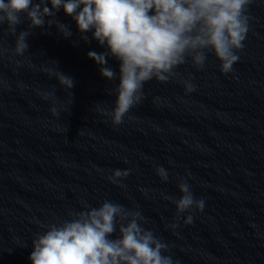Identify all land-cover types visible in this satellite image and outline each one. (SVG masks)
Segmentation results:
<instances>
[{"label":"water","instance_id":"1","mask_svg":"<svg viewBox=\"0 0 264 264\" xmlns=\"http://www.w3.org/2000/svg\"><path fill=\"white\" fill-rule=\"evenodd\" d=\"M247 14L249 31L230 73L210 52L199 71L189 58L168 83L147 82L118 126L96 109L114 108L120 64L107 57L117 78L101 76L87 53L107 49L91 32L84 42L62 8L56 19L69 27L68 38L55 25L30 29L21 14L16 31H30L29 47L15 56L16 36L0 25L7 49L0 55V264H31L43 226L69 219L82 202L104 200L139 211L174 264H264V0H253ZM59 72L71 88L59 83ZM189 78L196 90L185 94L180 81ZM116 169L131 170L124 187L108 179ZM181 179L204 209L182 214L172 229L176 207L164 197H181Z\"/></svg>","mask_w":264,"mask_h":264},{"label":"clouds","instance_id":"2","mask_svg":"<svg viewBox=\"0 0 264 264\" xmlns=\"http://www.w3.org/2000/svg\"><path fill=\"white\" fill-rule=\"evenodd\" d=\"M253 0H0V25L6 24L9 34L16 36L13 54L23 56L29 45L30 31L17 34L22 22L21 14L30 21L29 28L55 25L68 38L69 27L56 19L62 8L75 21L81 39L90 42L87 33L107 51H89L87 56L100 66V74L115 80L116 72L106 66L107 57L119 61V84L113 89L116 95L111 111L97 108L103 116H110L113 126L123 123L125 115L144 98V85L155 79L168 83L178 77L175 71L190 58L196 70H202L207 54H214L220 71L228 74L238 61L236 54L244 47L249 31L248 7ZM50 3L51 7L48 6ZM46 17L50 19H45ZM7 49L0 48V55ZM17 66L20 61H16ZM32 67V65H29ZM49 75H52L49 72ZM65 88H71V78L57 74ZM188 80H181L185 94L196 90ZM45 100L51 93L41 94ZM50 111L55 116L57 109ZM127 162V161H125ZM131 170L116 169L108 177L111 183L124 187L122 178ZM156 174L162 182L169 177L165 168L157 167ZM181 197L165 196L176 207L178 226L182 214L195 208L203 211V199H195L191 186L184 180L178 183ZM83 210L70 212L69 219L52 223L46 231L32 240L31 264H174L163 253L168 245L152 230L143 227L144 217L139 211L104 200L98 207L82 202ZM188 215L184 224H190ZM118 231L115 239H112ZM178 264V262H177Z\"/></svg>","mask_w":264,"mask_h":264}]
</instances>
